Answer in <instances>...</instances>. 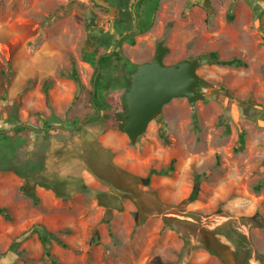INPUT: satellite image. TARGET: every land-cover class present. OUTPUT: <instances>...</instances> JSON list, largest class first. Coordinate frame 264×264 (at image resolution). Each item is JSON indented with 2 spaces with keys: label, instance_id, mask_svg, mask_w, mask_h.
Here are the masks:
<instances>
[{
  "label": "rangeland",
  "instance_id": "1",
  "mask_svg": "<svg viewBox=\"0 0 264 264\" xmlns=\"http://www.w3.org/2000/svg\"><path fill=\"white\" fill-rule=\"evenodd\" d=\"M163 3L157 22L127 48L133 63L118 47L113 61L125 60L114 73L144 62L162 38L166 63L201 58L197 72L223 87L194 103L172 98L132 143L114 121L88 122L96 71L84 55L102 37L103 8L93 0H0V119L7 120L0 127L30 132L44 119L53 123L51 133L30 135L32 143L17 149L0 141V166L9 168L0 169L7 184L0 199L13 209L0 222V252L10 235L40 222L62 264H264V0H220L206 16L186 0ZM212 51L218 61L209 60ZM232 58L243 63L221 62ZM125 84L110 81L113 92ZM104 94L96 100L114 106L115 95ZM74 118L82 120L75 127L53 122ZM240 127L245 143L235 151ZM47 179L60 182L63 195L44 186ZM81 181L88 192L78 190ZM19 249L2 264H51L36 232Z\"/></svg>",
  "mask_w": 264,
  "mask_h": 264
},
{
  "label": "water",
  "instance_id": "2",
  "mask_svg": "<svg viewBox=\"0 0 264 264\" xmlns=\"http://www.w3.org/2000/svg\"><path fill=\"white\" fill-rule=\"evenodd\" d=\"M93 1L109 8L111 14L114 11V7L106 0ZM165 51V45L160 42L152 59L137 64L130 73V85L124 93L127 118L118 128L128 135L132 143L138 141L149 122L162 114L164 104L172 98L184 97L194 103L199 98H211L214 89L223 87L218 83L208 85V81L200 76L197 72L200 59L183 58L168 64L163 60ZM95 64L98 66V58ZM77 82L79 95L82 90L79 77ZM144 182H148V178ZM132 215L138 219V212L133 211Z\"/></svg>",
  "mask_w": 264,
  "mask_h": 264
},
{
  "label": "trees",
  "instance_id": "3",
  "mask_svg": "<svg viewBox=\"0 0 264 264\" xmlns=\"http://www.w3.org/2000/svg\"><path fill=\"white\" fill-rule=\"evenodd\" d=\"M91 28L94 29L95 27L91 26ZM143 29L144 28H142V30ZM118 31L120 33L121 30H118ZM101 34H102V37L100 39H98V41H97L98 45L94 48V50L92 52H88L87 51L86 54L84 55V59L87 60L88 62H90L92 65H95V63H94L95 58L97 56H100V58H99V67H98L100 72L98 73L97 78H96L95 83H94L95 84L94 93H93V91H91V98H90V101L92 102L94 107H93L92 111L87 112L88 113L87 116H89L88 122L89 121H93V120H95L97 118H102L104 120V122H110L111 121L110 116L114 117L113 111L114 112H118L120 110V108L122 106H124V104H119L118 103V102H122L123 103L124 95L123 94H114L115 97H116V99L114 101L117 102L114 106H112V103H108V101H105L103 103V106H102L99 103V101L96 100V97L99 96V95L101 97L102 95H105L104 94L105 92H108L109 90H111V89L113 90L114 89L110 85V81H113V82L115 81V82L118 83V81H120V79H124V77H123L124 75L126 77L125 79H127L128 75H129V73H127L126 71H123L122 75H118V74L114 73L115 70H117V69L120 70L119 62L117 63V62L113 61L114 58L115 59H119L117 50H116V48L114 46V41H116V42L118 41L119 43H121L120 40L117 38V36L114 37V35H109L107 32H104L103 30H100V35ZM110 46H111V49L108 50V48ZM100 49H102V50H100ZM209 55H210L209 56V60H211V62L212 61H218L217 58H216L217 55H216V53L214 51L210 52ZM221 62L229 63V64H235V65L243 63V61L241 59H239V58H232L230 60H225V61H221ZM109 66H111V73H108ZM135 66H136V64H135ZM95 68H97V67H95ZM132 70H134V69H132ZM72 74L73 75L77 74L76 73V69L72 70ZM110 87H112V88H110ZM95 88L96 89H100L99 94L97 93V90ZM127 88H128V85H127V87L125 89H127ZM92 94H93V98H92ZM0 100L3 101L4 99H2V97H1ZM8 104L9 103H7L6 106H8ZM101 110H102L101 114H98L97 116H96V114H94V113H97L98 111L100 112ZM15 116H16V114H15ZM51 117L54 118L53 116H51ZM14 121L16 123H17V121H18V123L20 122V120L18 119V116L14 117V119L12 118L8 125L14 124ZM81 121H82L81 118H74L70 122H69V120H67L64 123H60V121L55 120V119L53 120V122H55V125L60 124L59 126H63V127H75ZM2 122L6 123L7 120L0 119V123H2ZM35 122L36 121H34V120H30L31 124L32 123L34 124ZM52 124L53 123H50V122H48L47 120L44 119L42 127L39 126V128H37V129L30 128V132H28L26 127L24 125H21V124H17L15 126H12L13 129L10 130L9 132H6V131H3L5 129L4 127H6V125H2L3 127H0V141L3 144L2 140L3 139L6 140V141L4 140V142L5 143L7 142L6 143L7 144V146H6L7 150H11V143L16 145V147L14 145H13V147L15 149H17L18 144H20V143L26 144L28 141L32 143V141L30 140V137H31L30 135H36V134L39 133L41 136H43V135H47V134L51 133V130H48L47 128L52 126ZM33 126L37 127L36 123ZM226 129H227L226 130L227 132L230 131L228 126L226 127ZM18 132H20V134H18ZM245 133H246L245 129L243 127H240L239 128L238 144L234 148L235 151H239V150H241L244 147ZM13 134H15L14 136H16L17 138L16 137L14 138ZM40 139L37 138L35 141H38ZM9 144H10V146H8ZM43 146H45V145H43ZM9 160H10V158H9ZM24 163H25V165L23 164V167H25L26 165H29V164H27L28 163L27 161H25ZM31 165H35V164H31ZM173 168H174V166H173V164L171 162V163H169L167 165V170L164 169L163 172L166 173L169 170H172ZM0 169L9 170V168H3L1 166H0ZM153 171H157V170L153 169ZM29 173H31V172H29ZM20 175L26 177L28 175V173L26 174V173L20 172ZM52 181L53 180H48L47 179L45 182H43V184L46 187L52 188L56 192V194L63 195V194H61L60 192L57 191V188L61 185V183L54 180L56 182V184H55ZM52 183H54L55 185L52 184ZM78 190H81L82 192H88L90 190V188L88 187V185L84 181H81ZM102 194H106V193H102L101 192V193H98L97 195H102ZM106 220H107V222L109 221L107 218L105 219V221ZM34 232H36L38 234V236H39V238L41 240V244H42V247H43V254H44L45 259L48 258L50 260L49 262L51 264H62V262H60L59 259L55 255H53L51 253V251H50V247H49V234L50 233L46 230V228L43 225L39 224V223H35L30 228V233H34ZM19 243H20L19 240H14L11 243L10 249L12 251L9 252V256L10 257L17 256L18 253H20V251L16 250L17 246L19 245Z\"/></svg>",
  "mask_w": 264,
  "mask_h": 264
},
{
  "label": "flooded vegetation",
  "instance_id": "4",
  "mask_svg": "<svg viewBox=\"0 0 264 264\" xmlns=\"http://www.w3.org/2000/svg\"><path fill=\"white\" fill-rule=\"evenodd\" d=\"M106 1H108L114 7V11L112 12V14L109 12V8L104 7V6H99L93 1L94 4L103 8L104 10L103 17L105 19L106 24L104 25V28H101V29L104 32H107L109 35H114V37L117 36V38L120 40L121 43H119L118 41L117 42L114 41V45H118V47L121 50H124L127 53L128 61L132 63L133 60L129 57V54H128L129 50L127 48L129 46L136 45L135 37L137 34H141L142 32L148 30L150 27H153L155 22H157V19L160 17V9L162 8L164 4L163 0H106ZM219 1L220 0H186L187 4L191 8L198 7L200 9H203L205 11V16L212 15V13H215L216 9L219 8V6L217 5ZM233 1H237V0H233ZM169 21L171 20L166 21V23L163 26V29L168 27V25L166 24ZM142 28L144 29L142 30ZM118 30H121L120 33ZM160 42H163V44L166 47V51L163 57V60H164L166 54L169 52V48L166 42L164 41V39L161 38L160 40H157L156 44H154L155 45L154 53ZM154 53L146 57L145 60L147 61V60L152 59ZM193 59H196V58H193ZM124 60H125V57L124 58L122 57L123 62ZM123 62L120 66L124 65ZM135 64L137 66L138 63H135ZM122 72H121V75H122ZM123 77L124 79L126 78L125 75ZM207 81H208V85L213 84V82L209 80ZM129 84H130V81H129ZM116 103L117 102H115V104ZM118 103L123 104L122 102H118ZM117 115L118 116L114 120V122H116V126L119 127L127 118L126 104H124V106L120 108ZM3 209L4 208L0 207V210H3Z\"/></svg>",
  "mask_w": 264,
  "mask_h": 264
},
{
  "label": "crops",
  "instance_id": "5",
  "mask_svg": "<svg viewBox=\"0 0 264 264\" xmlns=\"http://www.w3.org/2000/svg\"><path fill=\"white\" fill-rule=\"evenodd\" d=\"M5 173H7V171H5ZM4 175H2V179H0V188H3L5 186H7V184L4 183ZM13 181V180H12ZM14 188V187H13ZM9 203H10V200H9ZM0 207L4 208L3 210H0V222L3 223V221L5 220H9L8 218L9 217H12L13 215V209L10 207L9 208V205L7 203H3L2 202V199H0ZM10 209V210H9ZM8 214L10 215L8 217ZM36 222H33L31 224H29V226L26 228V229H23L21 230L20 232H17V234H14V235H10V240H9V244L8 246L6 247V249L2 250L0 252V264H2V261L5 259V258H8L10 257L9 256V252L12 251L10 249V246H11V243L14 241V240H19V245L17 246V251L18 249L20 248V246L22 245V243L25 241V239L28 237V236H31L32 233H30V228L33 224H35ZM39 224H41L40 222H38ZM42 225V224H41ZM44 226V225H43ZM45 227V226H44ZM20 251V249H19ZM1 257H2V260H1Z\"/></svg>",
  "mask_w": 264,
  "mask_h": 264
},
{
  "label": "clouds",
  "instance_id": "6",
  "mask_svg": "<svg viewBox=\"0 0 264 264\" xmlns=\"http://www.w3.org/2000/svg\"><path fill=\"white\" fill-rule=\"evenodd\" d=\"M114 46H115L116 50L118 51V49H119V48L117 47L118 45H114ZM110 49H111V47L108 48V50H110ZM86 52H87V51H86ZM88 52H92V51H88ZM111 52H112V51H111ZM96 58H98V63H99V58H100V56H97ZM96 58H95V60H96ZM147 61H148V60H147ZM94 63H95V61H94ZM132 63H133V62H132ZM139 63H141V62H139ZM139 63H138V64H139ZM90 64H91V63H90ZM134 64H135V63H134ZM93 66H94V70L96 69L95 71L97 72V70H99V68H98V67H99V64H98V66H97L96 64L93 65ZM95 67H97V68H95ZM135 68H136V67H135ZM135 68H134V70H135ZM125 71H126L127 73L130 72V71L127 70V68H126ZM132 71H133V70H131V72H132ZM96 72H95V76H94V79H93V83H95V80H96V78H97V76H96ZM99 72H100V70H99ZM99 72H98V73H99ZM131 72H130V73H131ZM130 73H129V75H128V80L126 79V84H125L126 86L123 88V91L113 92L114 89H113V90L111 89V90H109V91H111L113 94H123V95H124L125 91L127 90V89H125V88L127 87V85H128V88H129V85H130L129 82H128V81H130V80H129ZM97 75H98V74H97ZM77 77H78V76H76V80H77ZM80 80H81V79H80ZM77 85H78V82H77ZM94 86H95V84H94ZM83 87H84V85H83V83H82V89H83ZM93 91H94V90H93ZM109 91H108V92H109ZM77 92H78V90H77ZM123 104H125V98H124ZM126 108H127V107H126ZM97 113H101V112L98 111ZM113 114H114V118H113L112 116H110L111 121H114V120L117 118V116H118V115H117L118 112H114V111H113ZM149 123H150V122H149ZM117 128H118V127H117ZM118 129H119V128H118ZM120 130H121V129H120ZM5 171H7V170H5ZM29 192H30V191H29ZM30 193H31V192H30Z\"/></svg>",
  "mask_w": 264,
  "mask_h": 264
}]
</instances>
